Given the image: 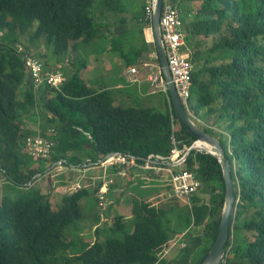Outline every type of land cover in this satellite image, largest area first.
Returning <instances> with one entry per match:
<instances>
[{"label": "trees", "instance_id": "trees-1", "mask_svg": "<svg viewBox=\"0 0 264 264\" xmlns=\"http://www.w3.org/2000/svg\"><path fill=\"white\" fill-rule=\"evenodd\" d=\"M171 2L182 12L194 66L187 109L202 120L215 118L212 126L223 131L218 139L236 186L234 225L223 264H264V0ZM121 12H130L124 0H0V170L14 186L29 189L61 161L82 168L99 166L114 153L140 165L150 157L169 179L183 171L194 173L209 198L194 194L185 197L190 201L184 200V207L169 210L135 198L128 220L113 215L106 238L96 230L92 243L80 238L79 230L76 238L66 239V232L78 229L85 216V187L63 196L55 208L40 189L16 200L5 195L0 203V264H202L217 239L226 190L222 166L213 155L196 151L182 165H168L174 150L186 152L196 141L179 121L168 90V97L162 92L163 108L144 107L117 97L119 90L109 85L85 80L79 69L60 87L36 82L28 71L32 54L43 61V74L56 65L47 59L65 61L71 55L73 65L80 61L85 66L79 58L82 47L107 37L110 15L123 27ZM133 17L140 30L150 24L141 21L143 4ZM125 33L122 29L111 42L117 52L133 54L125 63L132 66L149 49L143 42L125 52ZM21 37L32 39V48L20 51ZM40 44L52 51L36 52ZM39 99L40 119L34 116ZM28 119L38 128L28 125ZM204 130L216 136L211 126ZM37 134L54 139L50 159L24 151L27 137ZM94 203L98 205L97 198ZM178 237L186 240L185 246L176 247L178 253L171 256Z\"/></svg>", "mask_w": 264, "mask_h": 264}, {"label": "rangeland", "instance_id": "rangeland-1", "mask_svg": "<svg viewBox=\"0 0 264 264\" xmlns=\"http://www.w3.org/2000/svg\"><path fill=\"white\" fill-rule=\"evenodd\" d=\"M124 1L126 7L130 9L129 13L132 16L138 12L140 7H142V3H140L141 0H131V4L128 2L129 0ZM129 28L130 26L127 27V29ZM128 34L129 35L127 38H123V50L125 52H130L133 49H138L143 46L137 27H133L132 30H128ZM31 41L32 39L29 40L28 37H21L17 47L20 49V51L24 50L25 47L29 46V42ZM29 48L32 47L29 46ZM50 48L51 47L46 44H40L36 47L35 51H38V53H46L48 51L50 53L52 51ZM51 55L52 54H50V56ZM132 57H134L133 54L127 56V54H121L117 52V48L112 44L111 40L97 38L91 42H88L82 47V52L80 53L79 58L85 61V66L83 67L80 61H76V64L73 65L72 61L68 57L65 61H54L52 59H47L46 62H49L53 65L56 64L54 69L60 70L64 74L65 79L69 78L76 69H79L77 71L80 72L85 80L94 82L95 85L96 83L99 85H111L116 81L119 74V68L122 63H126L127 60ZM77 60L79 59L77 58ZM146 60H148V58H146ZM123 73L125 74V70ZM135 79H137L136 75ZM127 80L128 82L126 81V85L133 87L132 93L134 94L137 86H140V84L130 85L129 82L132 83L131 77H129ZM142 83L145 85L149 84L150 82L148 83V81L145 80ZM157 88L160 90L159 87ZM154 95H152L153 97L149 98L137 95L138 97H133V99H135L134 101L129 100V98H127V100L133 104L144 107L156 105L158 108H163L160 103H162L164 100L165 94L161 93ZM119 96L124 97L122 94ZM38 103L40 105L39 107L34 108V116L40 119L43 112L40 106L43 105V100L39 99ZM35 113L37 114L35 115ZM191 113L195 118V121L203 129L211 126L216 135L214 137L220 138V133L223 132L222 129L218 126H212L214 124L215 118H212L211 120L210 118L202 120L193 111ZM24 119H27V117ZM27 124L33 128H38V125L35 122H32L30 119H28ZM50 132H54V129L51 128ZM25 150L26 149H24V151ZM55 165L47 169L45 172L47 175L37 182V184H34L35 186L33 185V188L31 187L29 189L27 187L21 188L14 186V182L0 170V203H2L5 195L6 197H11L16 200L19 197L28 195L29 193L40 189L42 190L43 194L49 195L52 207L55 208L56 206L62 204L63 196L68 195L70 192L78 189L79 187H85L87 190H89V195L81 201L85 216L83 220L77 223L78 229L73 228L66 232L67 240H73L76 238V230L80 231V238L84 237V240L87 242L93 243L96 241V230L99 229L101 230L99 235L102 238H106L107 232L109 230H104L112 225L111 222L113 221V215H129L131 213V202L135 198L148 199L150 192H152L151 195L153 197H157L148 201L155 206L163 207L167 210H169L172 205L181 207L190 201L189 199L178 197L171 187L168 190L167 185L163 183L162 179H159L158 181L154 180V173L152 174V170L143 166L141 167V165L125 166L120 171L122 164L116 163V161H114L112 158H109L105 167L102 165H84L82 168H79V166L68 167L57 164L59 166L56 167ZM98 168L101 170H98ZM164 175L167 177V172H165ZM110 180L111 183L109 182ZM101 182H104V184L106 183L108 189L104 188V186H101ZM154 184H157L158 186H154ZM102 190H105V193H102ZM206 191L207 190L200 188L196 194L200 193L202 197L208 199L209 194ZM95 198H97V200H103V205L100 206L99 201V206L96 203L93 204V199L95 200ZM184 200H187V203ZM103 211L106 212L102 214ZM98 215L99 218L97 221L99 222L96 221V217ZM176 239L177 240H174L171 244L170 249L174 248V253L171 256H174L178 253V249H176V247H184L183 244L186 243V240H184L185 242H182V240H180L181 238L179 239V237Z\"/></svg>", "mask_w": 264, "mask_h": 264}, {"label": "built area", "instance_id": "built-area-1", "mask_svg": "<svg viewBox=\"0 0 264 264\" xmlns=\"http://www.w3.org/2000/svg\"><path fill=\"white\" fill-rule=\"evenodd\" d=\"M155 0H145V14L142 22H151L154 14ZM183 19L182 12L171 2V0H163L162 14L160 18V28L162 34V40L166 49L168 65L172 75V80L176 86L179 97L183 103L188 106L189 98L191 96L192 86V74L194 66L190 60V53L186 52L185 36L182 30ZM22 51V50H21ZM43 61L36 55H29L27 58V68L31 77L36 82L47 83L51 86L60 87L66 79L64 74L58 69H49L46 74H43ZM142 73V74H141ZM129 74L132 82H138L142 75L145 76L152 86L159 87L160 91L167 93V82L163 76L162 68L159 61L158 53H154L149 56L148 60H145L138 66H133L129 69ZM141 74V75H140ZM135 75L137 79H135ZM133 76V78H132ZM56 145L54 139L37 134V136H30L25 142V152L36 159H50L53 156L54 146ZM186 152L174 150L171 156V162L168 165H182ZM109 158H112L116 163L122 165H140L135 160L128 161L127 158L117 153L109 155L104 160L99 162V165L105 167ZM146 159L145 163L141 167H145L153 170L155 173H162L166 169L153 165L158 161H152ZM166 164L165 161L162 162ZM62 165V161L59 162ZM115 164V163H114ZM103 180V179H102ZM111 183V180L109 181ZM101 186L108 189L107 184L102 182ZM170 187L173 189L178 197L185 198L196 194L201 188V182L196 179L192 172H181L172 175L170 181ZM80 188V187H79ZM78 188V189H79ZM76 190V189H75ZM105 193V190H102ZM100 206L103 205V200H98ZM183 246H185L183 244Z\"/></svg>", "mask_w": 264, "mask_h": 264}, {"label": "water", "instance_id": "water-1", "mask_svg": "<svg viewBox=\"0 0 264 264\" xmlns=\"http://www.w3.org/2000/svg\"><path fill=\"white\" fill-rule=\"evenodd\" d=\"M163 0H155L154 14L152 17V30L154 35V41L156 50L159 56L162 73L167 82V90L171 97L174 109L179 118V121L192 133L196 138V141L188 148L184 156L183 162L187 159L188 155L192 151L205 152L216 157L223 170V177L225 181V202L221 216V223L219 233L216 241L212 245L209 253L202 264H223L227 255V246L231 235V230L234 225L233 215L236 203V186L232 177V167L229 160L226 157L225 150L220 143L219 139L209 135L194 119L193 115L177 92L176 86L172 80V75L168 65V59L166 49L163 44L160 18L162 14ZM198 143H205L206 148L200 147ZM115 154V153H114ZM113 155V154H111ZM174 165V163H172ZM42 174H38L35 178L41 177Z\"/></svg>", "mask_w": 264, "mask_h": 264}, {"label": "crops", "instance_id": "crops-1", "mask_svg": "<svg viewBox=\"0 0 264 264\" xmlns=\"http://www.w3.org/2000/svg\"><path fill=\"white\" fill-rule=\"evenodd\" d=\"M140 3H142L144 5V14H145V0H141ZM121 16H123L125 18V20H126L124 22V26L123 27H120L119 23L117 24V21H116L117 18H115L114 15H110L109 18H107L108 21H109V33L107 34L106 38H102V39L111 40V38L113 36L119 37V34L121 33L122 29H124L125 32H126L124 34V38H125V36L129 35L128 34V30H132L133 27H137L139 35L141 36V39H142V44H143V42H146V46H148L147 48L149 49V52L147 53V56H146V53L143 54L142 57L140 58V60L136 64H133L132 66H125L126 64L122 63V65L119 68L118 77H117L116 81L114 82L115 84L112 83L111 86L109 85V88L118 89L119 91L117 93V97H120L119 95L122 94V95H124L125 99L129 98V100H131V101H134L135 99H133V97H135L137 95L141 96V97H148L149 98V97H153L152 95H154V94H156V95L157 94H161L162 91L158 90L157 87L152 86L149 83V81H148L149 84L143 85L144 83H142V82H144L145 80L147 81V79L145 78L144 75H142L140 77L138 82H135V83L134 82H132V83L129 82L130 85H138V84H140V86H137V89L135 90L134 94L132 93L133 87L126 85V81L128 82L127 79L130 77L129 69L131 67H133V66H138L139 64L144 62L146 60L145 58L149 59V56H151L154 53H157V50L155 51L156 45L153 46V43H155V41H154V35H153V30H152V21L150 22L148 27H144V28L142 27V30H140L139 24L135 21V17L130 15V13H126V12L122 13L121 12ZM182 19H183V15H182ZM105 22L107 23V21H105ZM128 26H130L129 29H127ZM143 39H144V41H143ZM117 51H119V50H117ZM186 52L190 53V51H188V50H186ZM124 70H125V74L123 73ZM122 79H123V81L119 82V80H122ZM125 88H127L128 90L125 89ZM166 95H167V93H166ZM121 97H123V96H121ZM154 97H155V95H154ZM167 97H168V95H167ZM131 104H133V103H131ZM133 105H136V104H133ZM165 168H167V167H165ZM167 169H168L167 171L170 173L169 170H171V169L170 168H167ZM152 174H153L154 180L158 181L159 179H162L163 183L165 185H167L168 190L170 189L171 178L169 179V176L165 177V175L163 176V172L162 173H155L153 170H152ZM154 186H158V185L154 184ZM155 191H158V190H155ZM151 194H152V192H150V196H149L148 199H146V198H143V199L144 200H153L154 198L157 197V196L153 197ZM143 196H145V195H143ZM129 215L126 216V219L129 218ZM167 252L168 251H166L165 254H167Z\"/></svg>", "mask_w": 264, "mask_h": 264}, {"label": "bare ground", "instance_id": "bare-ground-1", "mask_svg": "<svg viewBox=\"0 0 264 264\" xmlns=\"http://www.w3.org/2000/svg\"><path fill=\"white\" fill-rule=\"evenodd\" d=\"M198 145H199L200 147L206 148V144H205V143H198Z\"/></svg>", "mask_w": 264, "mask_h": 264}, {"label": "clouds", "instance_id": "clouds-1", "mask_svg": "<svg viewBox=\"0 0 264 264\" xmlns=\"http://www.w3.org/2000/svg\"><path fill=\"white\" fill-rule=\"evenodd\" d=\"M161 65V64H160ZM186 106V105H185ZM187 107V106H186ZM190 112V111H189ZM192 114V113H191Z\"/></svg>", "mask_w": 264, "mask_h": 264}]
</instances>
